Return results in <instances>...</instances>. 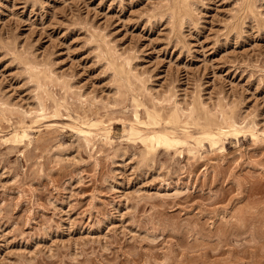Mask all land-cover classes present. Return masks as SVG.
I'll list each match as a JSON object with an SVG mask.
<instances>
[{
	"label": "rangeland",
	"instance_id": "obj_1",
	"mask_svg": "<svg viewBox=\"0 0 264 264\" xmlns=\"http://www.w3.org/2000/svg\"><path fill=\"white\" fill-rule=\"evenodd\" d=\"M177 2L0 0V264H264V0Z\"/></svg>",
	"mask_w": 264,
	"mask_h": 264
},
{
	"label": "bare ground",
	"instance_id": "obj_2",
	"mask_svg": "<svg viewBox=\"0 0 264 264\" xmlns=\"http://www.w3.org/2000/svg\"><path fill=\"white\" fill-rule=\"evenodd\" d=\"M180 1V3L179 2H177V4L179 3L180 5H179V7H176V8H178L177 10H179L180 9V7L181 8H185L186 6H187V4H188V2H189V0H179ZM191 2V1H190ZM189 2V3H190ZM248 3V2H247ZM178 6V5H177ZM252 6V5H251ZM187 8V7H186ZM175 10V9H174ZM181 10V9H180ZM184 11H186V10H184ZM247 11H248V9H247ZM173 12H175V11H173ZM178 12V11H177ZM176 12V13H177ZM178 13H180V12H178ZM182 13H183V11H182ZM180 15V14H179ZM183 17V16H182ZM185 17V16H184ZM112 63V62H111ZM114 64V63H113ZM112 64V65H113ZM114 66H115V64H114ZM112 67L113 68V70H115V72H116V74H119L120 76H122L123 77V79H125V77H127L128 76V74H127V70H125V69H123V68H118V66H117V68H116V66L115 67ZM114 72V71H113ZM114 72V73H115ZM130 73V72H129ZM132 73V72H131ZM130 73V74H131ZM115 74V75H116ZM118 75V76H119ZM45 76V75H44ZM119 76V77H120ZM121 78V77H120ZM121 80L122 79H120V82H121ZM123 81V80H122ZM125 81H126V79H125ZM130 81V80H129ZM132 82V81H131ZM43 84V83H42ZM123 84V83H122ZM124 84H125V82H124ZM123 84V85H124ZM126 84H128L127 82H126ZM42 86V85H41ZM123 89V88H122ZM138 91V90H137ZM53 97V96H52ZM51 98V97H50ZM67 99V98H66ZM138 99V98H137ZM124 102V101H123ZM134 102H135V99H134ZM146 103V102H145ZM156 104V103H155ZM176 104V103H175ZM204 104V103H203ZM140 105H142V104H140ZM196 105V104H195ZM190 106H191V104H190ZM45 107V106H44ZM61 107V106H60ZM72 107V106H71ZM153 107V106H152ZM193 108V110H191V111H189L190 112V114H189V116L187 115V119H188V117H191L192 119H194L195 121H197L198 122V125H201V128H203V129H205V130H223V129H225V128H227V129H230V130H236V129H238V127H237V125H236V123L238 122H236L235 120H233V115H231L229 112H227V111H225L224 109L221 111V114H222V117H221V120L220 121H217V120H219V119H215V118H213V117H211V116H208V115H205V117H200L199 115H198V109H196V108H198V106L196 107V106H194V104H193V106H192ZM196 107V108H195ZM40 109V108H39ZM134 109V108H133ZM184 110V109H183ZM41 111V110H40ZM200 111H202V110H200ZM199 111V112H200ZM150 112V111H149ZM156 112V111H155ZM218 112V111H217ZM147 113H148V110H147ZM143 114V113H142ZM187 114H188V112H187ZM162 115H165V117L168 119V121L170 120V122H174V123H178L179 122V120L181 119V115H180V113H179V109L178 110H176L175 108H172L171 110H170V112H166V114H162ZM183 115V114H182ZM202 115H204V114H202ZM165 117H161V119H163L164 120V118ZM152 118V117H151ZM220 118V117H219ZM150 119V118H149ZM184 120H186V115H185V119ZM194 121V122H195ZM199 122H200V124H199ZM202 122V123H201ZM169 123V122H168ZM133 124V123H132ZM179 124V123H178ZM241 124V123H240ZM176 125V124H175ZM132 126H134V124L132 125ZM246 127V126H245ZM245 129V128H244ZM240 130H243V128L242 129H240ZM245 131V130H244ZM169 131H167V133H168ZM77 136V135H76ZM84 139V138H83ZM147 144V143H146ZM149 148V147H148ZM147 151V150H146ZM150 151V150H149ZM148 151V152H149ZM147 154V153H146ZM159 154V153H158Z\"/></svg>",
	"mask_w": 264,
	"mask_h": 264
}]
</instances>
